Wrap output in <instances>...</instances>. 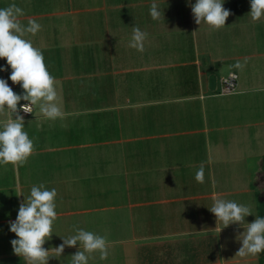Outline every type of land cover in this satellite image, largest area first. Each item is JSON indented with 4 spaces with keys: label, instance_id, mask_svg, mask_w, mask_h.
<instances>
[{
    "label": "rangeland",
    "instance_id": "1",
    "mask_svg": "<svg viewBox=\"0 0 264 264\" xmlns=\"http://www.w3.org/2000/svg\"><path fill=\"white\" fill-rule=\"evenodd\" d=\"M42 1H49L51 6L60 1L62 10L67 11L58 23L57 17L45 21L59 26L56 30L61 37L55 42L62 44L59 49L65 54L64 61L70 69L65 71L67 77L63 82L66 90L64 97L70 100L63 108L79 113L75 118L82 124L83 134L78 142L96 143L93 148L78 149L76 153L78 159L81 156L84 160V165L77 169V175L84 179L90 178L89 184L82 181L85 182L82 188L93 187L94 196L97 190V200H83L77 208L97 209L100 225L97 231L93 226L94 231L91 232L105 236L108 243H115L110 249L116 260L114 264H123L124 251L131 249L128 243H138L141 251H147L149 256L154 251L153 246L158 243L156 236L159 234H169L167 238L175 241L172 244L180 243L178 258L182 259L178 261L181 263L190 261L188 259L191 255L188 252L191 249L188 245L197 243L209 246L211 256H220L225 264H260L257 262L259 253L254 256H236L242 246L236 237L244 231L238 229V225H230L233 229L224 228L221 232H195L186 237H173L172 234L175 230L180 233L216 227V218L209 209L217 198L251 205L254 216L245 219L247 223L253 222L258 210L262 209L264 212V156L261 157L259 182L250 181L242 186L236 180L237 172L241 176L246 172L252 176L256 172L258 166L255 160H250L247 164L231 160L218 167L214 159L208 162L209 165L205 159L203 183H173L168 182V175L188 176L199 167H170L192 161L170 158L162 153L161 158L157 159L158 153L151 152L150 149L159 145L135 138L140 136L137 131L143 127L142 116L151 119L153 128L157 127L156 120L158 123L165 122L161 126L169 132L220 126L230 128L234 124L253 122L257 118V121H261L264 117V18L252 20L249 15L251 0H225L224 3L237 7L229 9L232 14L225 27L219 30H214L207 24L196 23L193 28L187 17V8H180L179 24H126L118 19L120 14L116 9L110 15L117 17V22L104 23L100 11L92 10L102 0ZM114 1L118 3L123 0ZM178 2L182 6L189 5V0ZM46 6L42 11L51 8ZM69 10L77 12L70 13ZM133 27H139L146 33L167 34L180 31L186 35L195 32L217 36V39L208 41L207 52L212 58L219 56L221 61L213 62L208 57L193 59L189 48L182 53L161 54L152 48H144L140 52L129 46L131 39L128 40V34H132ZM48 32L52 35L53 29ZM55 42L51 41V44ZM44 60L46 66L48 60L51 63L50 59ZM193 60L197 61L191 65ZM237 64L241 67H237ZM205 67L210 69L212 83L208 88H202L201 92L205 98L212 99L203 102L216 101L221 106L227 101H237L241 95V99H247L242 105L236 103L239 110L233 115H216L214 111L211 113L207 104L203 115L200 100L195 103L181 101L183 103L175 106L170 111L172 113H167V109H170L168 105L164 106V111L161 106L143 105L154 99L199 94L196 85L198 80L205 83V77H197L196 69L203 71ZM229 72L237 75L236 92L220 95L218 78ZM69 76H73V79ZM187 111L189 115H186ZM145 123L148 124L147 121ZM76 134L79 136L78 132ZM184 154L187 155L186 152ZM200 155L205 157V151L198 153ZM249 187L250 192L241 191ZM202 194L206 195L203 199L197 198V195ZM256 207L259 209L256 210ZM217 226L223 228L222 224L218 223ZM133 239L140 241L131 242ZM132 251L135 249L132 248ZM252 258V261L248 260ZM21 260L24 262L23 258ZM13 261L0 259V264H11Z\"/></svg>",
    "mask_w": 264,
    "mask_h": 264
},
{
    "label": "crops",
    "instance_id": "2",
    "mask_svg": "<svg viewBox=\"0 0 264 264\" xmlns=\"http://www.w3.org/2000/svg\"><path fill=\"white\" fill-rule=\"evenodd\" d=\"M11 3H15L23 9L25 15L21 18L22 23L27 25L28 20H35L42 26L41 31H39L35 36L29 35L28 38L32 40L34 46L42 50L44 58L51 60V63L48 60L49 63L46 67L48 71H50V74L55 77L59 95V104L64 113L63 118L49 120L40 112L39 104H37L36 107L33 106L32 115L24 118V130L28 133L29 138L34 142L33 154L25 163L19 165L11 163L0 164V259L14 260L11 264H25V261L22 262L21 257L13 253L10 241L17 239V237L14 233H11L9 229V221L16 220L19 205L24 198L26 199L30 195V190L33 185L38 186L43 183L49 190L55 188L58 194L56 197V211L58 213V218L54 222V235L51 240L44 245L45 248L59 246L62 243V239L60 237H68L75 234L74 226L88 231H97L98 225H100L97 209L77 208L83 200H88V202H92L94 199L97 200L98 194L97 190H95L94 196L93 187L86 189L82 188V185L85 184V182L82 181L85 180L86 184H89L90 178L84 179L83 177L77 175V169L84 165V160L81 156L78 159V155L76 153L78 149L93 148L96 143L78 142V139L80 140L81 135L83 134L81 131L82 124L78 123L75 118L79 113L73 110H64L63 108L70 100L64 97L66 96V90L63 83L67 77L64 73L66 70L70 69L64 61L65 54L59 49L60 46L62 47V44L59 45L55 42L61 37L59 31L56 30V27L59 26H56L54 22L45 20L50 19L51 17H57L58 23V21H61L62 19L61 16L67 14V11L62 10V4L60 1L55 2V5L51 6L49 1L46 3L42 0H0V8L7 7ZM152 3L153 0H123L118 3L114 0H102L100 4H95L92 10L98 12L100 11L99 13L102 14L101 18L104 23L117 22V17L114 18L110 15L116 9L120 14L118 19H122L121 22L126 24H179L181 23L180 8H187V17L192 22V27L195 28L193 25L195 24V21L189 5L182 6L178 0H156V3L160 6V8L164 9V19L161 18L160 20H153L150 16V7ZM191 3L194 4L195 1H191ZM44 6H51V8H48L49 10L47 11H42ZM223 6L228 10L230 8L232 9L237 7L233 4L228 5V3H224ZM69 11L70 13L77 12V10ZM51 29H53L52 35L48 32ZM147 34L148 36L145 41L144 48H152V50L155 49L157 53H182L185 49L189 48L192 50L194 56L193 59H196V57H208L209 60L213 62L221 61L219 56L218 58H212L210 53L207 52V47H209L208 41L217 39V36L212 37L208 33L196 34L195 32L191 35H186L185 32L180 31L170 32L167 34ZM128 35L130 36L128 40H130L132 38V34ZM51 41H53V43L55 42V44H51ZM57 49H59V51ZM217 51H219V49H217ZM196 61L197 60H193L191 65H194ZM0 68H7V71H0V78L6 80L15 93L23 94L21 86L13 84L9 79L11 68L7 65L6 60L0 59ZM209 72L210 69H206V67L203 71L196 69L197 77H205V83L198 80V84L196 85L197 89L200 91L199 94L182 98L154 99L146 101L143 105L152 104L154 106H161L163 111L165 110L164 106L168 105L170 109H167L169 110L167 113H172L170 111L179 103H183L181 101L188 100L187 102L195 103L197 100H200L201 103H199V106L202 108L203 115L206 110V104L211 113L214 111L216 115H220V113H222V115H233L239 110V108L237 110V107L235 106L236 103L242 105L243 102H247V99H241V95L237 101H227L221 106L217 104L216 101H207V103L203 102L206 99H212V97L205 98L204 94L201 92L203 90L202 88H208L212 83ZM223 76H225V74ZM223 76L218 78V83L220 78ZM72 77L73 76H69V78L73 79ZM248 100L249 102L251 101L250 99ZM22 103H25V101L20 102V104ZM186 115H189L188 111ZM165 117H168V115L165 114ZM4 119L5 117L0 115V121H3ZM245 119L248 120L250 118ZM144 120L147 121L148 124H146ZM257 120H259V118L253 120V122H240L238 124H234L230 128L220 126L210 129L205 128L203 130L169 132L166 128L161 126L164 125L165 122L158 123V120H156L155 126L157 127L153 128L151 119L142 116L141 122L143 127L137 131L140 136L135 138L159 145V147L155 149H150L151 152L158 153L157 159L161 158L160 154L162 153L164 155L166 154V156L168 155L170 158H183L192 161V163L189 162L182 165L175 164L170 166L174 168L181 166L198 168L201 165L204 166L205 159H207L208 165L214 159L218 167H221L224 163L231 160L241 161L244 164H247L250 160H255L258 167L255 173L254 171L252 172L254 173L252 176H250L248 172H246L244 176L239 175L237 172V183L242 185L243 183H250V181L259 182V178L261 177V157L264 156V117H262L261 121ZM166 122L169 123V121ZM145 125L148 127L145 128ZM77 132L79 133V136H77ZM174 137L181 138L175 139ZM69 138L71 140H68ZM204 151L205 157H202V155L198 156V153ZM185 152L187 155L184 154ZM196 172L192 171L191 175L188 176L174 174L168 175V182L181 184L188 182L199 183L195 179ZM262 174L264 175L263 171ZM95 189H97V187H95ZM241 191L250 192L251 188L242 189ZM204 196L206 195H197V198L203 199ZM257 208L258 207H256V210ZM255 215L259 216L258 212ZM130 222L129 225H131ZM93 226H95L94 230L92 229ZM237 227L238 229H243L239 226ZM215 228L216 227H209L206 229L203 228L182 231L180 233L175 230L173 231L174 233L172 236L186 237L193 235L195 232H212L214 230L221 229L218 226L216 229ZM231 228L233 229L232 226H229L225 229L227 230ZM167 237L169 238V234H159L156 236L158 243L153 246L154 251H152L151 254L149 253V256H147V251H141V249L137 246L138 243H128L130 244L131 249L124 251L123 264H225V261H222L220 256H211V249L209 246L206 244L197 245V243L188 245L191 249V251L188 252V255H191L188 259L190 261L181 263L178 261L179 259H182L181 257L178 258L180 243L172 244L175 241L173 242ZM137 240L140 241V239H133L131 242H135ZM165 240L167 241L164 242ZM114 244L115 243H108L109 255L106 259H100L99 252H96L90 255L88 264H114L116 261L114 253L110 252V249ZM165 244H167V246H165ZM78 248L79 245L74 248L66 247L62 256L50 259L49 264H70V256L75 254ZM132 248L135 249L134 252L132 251ZM53 255L55 254L53 253ZM248 260L252 261L253 258ZM258 261L259 258L257 256V262Z\"/></svg>",
    "mask_w": 264,
    "mask_h": 264
},
{
    "label": "clouds",
    "instance_id": "3",
    "mask_svg": "<svg viewBox=\"0 0 264 264\" xmlns=\"http://www.w3.org/2000/svg\"><path fill=\"white\" fill-rule=\"evenodd\" d=\"M224 2L195 0L192 4L189 0L195 23L207 24L214 30L224 28L232 14L223 6ZM250 8L249 15L253 21L264 18V0H251ZM24 15L23 9L15 3L0 8V59L6 60L11 68L9 79L12 83L23 89V94L15 93L8 82L0 78V115L5 117L0 121V164L25 163L34 152V142L24 130L25 120L21 111L31 113L32 106L39 104L40 112L49 120L64 116L55 77L46 67L42 50L28 38L41 31L42 26L35 20H28L25 25L21 21ZM150 16L153 20L164 19V9L156 0L151 4ZM147 36L139 27H133L129 46L143 52ZM237 67L241 65L237 64ZM0 71H7V68H0ZM21 101L27 103L18 109ZM204 173L201 165L195 174L197 182H204ZM57 195L55 188L49 190L43 183L31 187L30 195L19 205L16 220L9 221V229L17 237L10 241L13 253L23 258L25 264H49L50 259L62 256L66 247L79 245L75 254L70 256V264H88L90 255L96 252H99L100 259H106L109 255L107 238L75 226V234L60 237L62 243L59 246L44 247L54 235V222L58 218ZM209 211L216 218V228L218 223L223 225L219 232L230 225L244 229L236 237L242 245L236 256H254L264 252V217L255 216L251 223L245 219L254 216L251 205L217 198Z\"/></svg>",
    "mask_w": 264,
    "mask_h": 264
},
{
    "label": "built area",
    "instance_id": "4",
    "mask_svg": "<svg viewBox=\"0 0 264 264\" xmlns=\"http://www.w3.org/2000/svg\"><path fill=\"white\" fill-rule=\"evenodd\" d=\"M237 75L234 73H229L223 77L220 78L219 80V84H220V89L218 94L220 95H229V94H234L236 92V87H237ZM27 103V102H25ZM22 103L18 106V109L20 108L21 105L25 104ZM33 113V106H32V110L31 113H23L21 111V115L24 118L30 117Z\"/></svg>",
    "mask_w": 264,
    "mask_h": 264
},
{
    "label": "trees",
    "instance_id": "5",
    "mask_svg": "<svg viewBox=\"0 0 264 264\" xmlns=\"http://www.w3.org/2000/svg\"><path fill=\"white\" fill-rule=\"evenodd\" d=\"M262 202H264V201H262ZM258 214L260 217H264V212L262 209H261V211L258 210ZM259 262H260V264H264V252L259 253Z\"/></svg>",
    "mask_w": 264,
    "mask_h": 264
}]
</instances>
